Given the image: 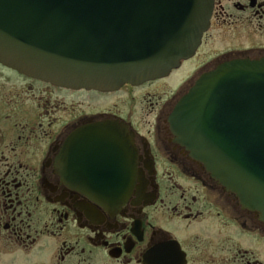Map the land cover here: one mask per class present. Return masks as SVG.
Here are the masks:
<instances>
[{"label": "flooded vegetation", "instance_id": "1", "mask_svg": "<svg viewBox=\"0 0 264 264\" xmlns=\"http://www.w3.org/2000/svg\"><path fill=\"white\" fill-rule=\"evenodd\" d=\"M234 61H264V0H213L194 56L138 85L63 87L0 63V264H264L261 214L170 124Z\"/></svg>", "mask_w": 264, "mask_h": 264}, {"label": "water", "instance_id": "2", "mask_svg": "<svg viewBox=\"0 0 264 264\" xmlns=\"http://www.w3.org/2000/svg\"><path fill=\"white\" fill-rule=\"evenodd\" d=\"M212 8L213 0H0V63L63 87L142 84L194 56ZM170 124L264 219V61H234L203 76ZM109 186L130 192L127 183Z\"/></svg>", "mask_w": 264, "mask_h": 264}]
</instances>
